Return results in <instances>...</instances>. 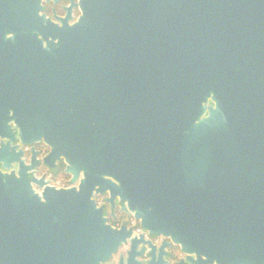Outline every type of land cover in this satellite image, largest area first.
Listing matches in <instances>:
<instances>
[{
	"label": "water",
	"instance_id": "water-1",
	"mask_svg": "<svg viewBox=\"0 0 264 264\" xmlns=\"http://www.w3.org/2000/svg\"><path fill=\"white\" fill-rule=\"evenodd\" d=\"M43 1L0 0V264L108 263L133 230L98 195L198 264H264V0Z\"/></svg>",
	"mask_w": 264,
	"mask_h": 264
},
{
	"label": "flooded vegetation",
	"instance_id": "flooded-vegetation-1",
	"mask_svg": "<svg viewBox=\"0 0 264 264\" xmlns=\"http://www.w3.org/2000/svg\"><path fill=\"white\" fill-rule=\"evenodd\" d=\"M70 4V0H44L43 12L56 19V16L62 17L67 14L66 8ZM71 12L74 21L80 15V10L74 6ZM13 144L17 145L18 150H23L26 163H33L30 177L43 178V181H49L50 185L58 187L72 185L71 175L65 170L64 159L52 161L47 158L50 147L44 141L26 144L22 143L17 135ZM34 186L40 189L35 183ZM105 197L106 195H98L96 199L98 204L107 210L108 221L115 227L127 226L133 230L130 239L110 257L109 264H159V262L161 264H198L187 259L188 255L182 251L180 244L171 242L170 238L163 234L150 233L145 230L132 214L121 211L118 204L112 208Z\"/></svg>",
	"mask_w": 264,
	"mask_h": 264
},
{
	"label": "built area",
	"instance_id": "built-area-1",
	"mask_svg": "<svg viewBox=\"0 0 264 264\" xmlns=\"http://www.w3.org/2000/svg\"><path fill=\"white\" fill-rule=\"evenodd\" d=\"M58 185H59V183H58ZM58 187V186H57ZM60 187V186H59Z\"/></svg>",
	"mask_w": 264,
	"mask_h": 264
}]
</instances>
